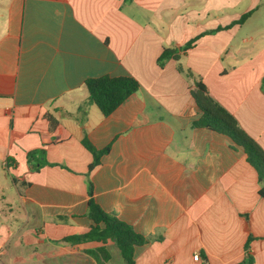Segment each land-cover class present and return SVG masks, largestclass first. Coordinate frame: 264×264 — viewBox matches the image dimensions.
Wrapping results in <instances>:
<instances>
[{
	"label": "crops",
	"instance_id": "obj_1",
	"mask_svg": "<svg viewBox=\"0 0 264 264\" xmlns=\"http://www.w3.org/2000/svg\"><path fill=\"white\" fill-rule=\"evenodd\" d=\"M102 76L139 83L106 116L84 85ZM195 80L264 151V0H0V264H96L100 242L61 241L88 232L90 198L147 238L136 264H236L248 234L264 264L257 174L194 126ZM84 140L107 148L91 170Z\"/></svg>",
	"mask_w": 264,
	"mask_h": 264
},
{
	"label": "trees",
	"instance_id": "obj_2",
	"mask_svg": "<svg viewBox=\"0 0 264 264\" xmlns=\"http://www.w3.org/2000/svg\"><path fill=\"white\" fill-rule=\"evenodd\" d=\"M250 13H246L235 22L241 24ZM199 35L198 37H200ZM194 38L183 46V50L189 48L198 38ZM175 48H163L157 63L160 67L171 57H175ZM179 71L184 72L181 67ZM186 77L192 76L190 71H185ZM88 99L98 110L104 115H109L118 106H120L130 95L139 89V83L131 76L109 77L102 76L98 78H90L84 82ZM190 95L194 104L199 110L200 116L194 123L196 127H203L208 130L224 134L229 137L233 143L241 147L246 155V162L255 170L258 179V196L264 199V151L244 130L238 125L237 120L218 102H216L208 93L206 86L201 80H195ZM49 127L53 128L56 121L47 116ZM85 147L93 156L89 165V170L99 163L100 155L107 151L95 150L87 141H83ZM44 150H33L27 153V161L32 165L33 170H37L45 162ZM38 163V166H37ZM87 217L91 221L88 232L83 234L68 235L61 239L62 242L70 245H77L84 242L96 241L101 246L97 248L87 249L85 252L92 257L96 264H105L110 254L107 250V243L111 242L118 249L124 264H136L134 259L135 247L142 246L147 243V238L136 233L128 224L119 220L114 215L103 211L98 204L91 198L87 203ZM244 221L247 219L245 214ZM253 236L248 234L244 244L243 259L236 264H253V256L250 251V242Z\"/></svg>",
	"mask_w": 264,
	"mask_h": 264
},
{
	"label": "built area",
	"instance_id": "obj_3",
	"mask_svg": "<svg viewBox=\"0 0 264 264\" xmlns=\"http://www.w3.org/2000/svg\"><path fill=\"white\" fill-rule=\"evenodd\" d=\"M193 259H194L195 261L199 259V255H198V253H195V254L193 255Z\"/></svg>",
	"mask_w": 264,
	"mask_h": 264
}]
</instances>
